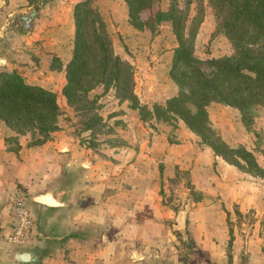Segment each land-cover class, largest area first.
I'll list each match as a JSON object with an SVG mask.
<instances>
[{"label": "crops", "instance_id": "1", "mask_svg": "<svg viewBox=\"0 0 264 264\" xmlns=\"http://www.w3.org/2000/svg\"><path fill=\"white\" fill-rule=\"evenodd\" d=\"M12 134L0 121V264H264V180L209 148L148 133L129 161L104 164L60 139L27 146L26 134L14 152ZM181 163L189 186L178 194L167 180ZM16 200L31 219L18 246L7 241Z\"/></svg>", "mask_w": 264, "mask_h": 264}, {"label": "rangeland", "instance_id": "2", "mask_svg": "<svg viewBox=\"0 0 264 264\" xmlns=\"http://www.w3.org/2000/svg\"><path fill=\"white\" fill-rule=\"evenodd\" d=\"M77 1L80 0H37L35 4H28L26 0H0V56L6 63L5 68L19 73L26 83L40 85L56 96L58 129L49 134L48 140L69 142L80 148L81 158L104 164L129 161L130 152L140 148V142L148 133H156L170 145L176 143L186 149H203L205 145L200 144L198 137L180 120L166 123L149 117L146 122L140 121L137 110L130 108L127 101L119 100L112 88L104 90L98 85L91 89L87 93L90 104L86 108L79 109L77 104H69L65 100L61 92L65 82L63 68L71 55L72 7ZM169 1L154 0L151 10L144 11L142 16L146 17L158 9L164 10ZM91 3L104 21L113 53L131 66L133 92L139 103L147 107L153 103L163 104L177 91L168 76L176 45L169 23L161 22L154 30H138L128 23L123 0H91ZM183 3V0H178V6L182 7ZM186 12L185 32L194 56L204 60L232 53V46L224 36L209 0L191 3ZM30 13L31 26L24 30L19 16ZM55 58H58L61 68L51 66L58 64ZM206 110L211 126L226 144L244 146L264 167V107L258 108L249 127L242 124L239 112L231 106L212 102ZM88 125L90 127L85 129ZM11 132L13 136L14 132ZM180 166L183 168L178 165L171 168L173 174L167 181L169 186H174L175 192L183 194L189 186V177L185 164ZM233 167L239 175L251 176ZM261 185L264 186V181ZM244 215L239 220L248 224L253 222L250 212Z\"/></svg>", "mask_w": 264, "mask_h": 264}, {"label": "trees", "instance_id": "3", "mask_svg": "<svg viewBox=\"0 0 264 264\" xmlns=\"http://www.w3.org/2000/svg\"><path fill=\"white\" fill-rule=\"evenodd\" d=\"M199 1L183 0L180 7L178 0H170L164 10L143 17L154 0H123L127 21L133 28L154 30L161 22H168L176 41L168 76L177 91L163 104L153 103L150 107L139 103L134 94L131 66L113 53L104 21L91 0L75 2L71 55L64 64L61 92L69 104L82 109L90 104L87 93L95 86L112 88L119 100L137 110L140 121L146 122L149 117L166 123L180 120L213 156L264 179V167L252 152L242 145L226 144L211 126L206 110L212 102L231 106L239 112L242 124L249 127L258 108L264 107V0H209L233 51L204 60L193 55L185 32L186 8ZM26 2L35 4L37 0ZM56 61L58 64L51 66L61 68L58 58ZM58 116L54 92L26 83L15 71L0 70V121L14 132L5 138L13 142L11 150L18 148V135H29L27 146L45 143L58 129Z\"/></svg>", "mask_w": 264, "mask_h": 264}, {"label": "built area", "instance_id": "4", "mask_svg": "<svg viewBox=\"0 0 264 264\" xmlns=\"http://www.w3.org/2000/svg\"><path fill=\"white\" fill-rule=\"evenodd\" d=\"M14 225L7 235V241L15 246L27 243L30 237L31 219L20 201L13 204Z\"/></svg>", "mask_w": 264, "mask_h": 264}, {"label": "water", "instance_id": "5", "mask_svg": "<svg viewBox=\"0 0 264 264\" xmlns=\"http://www.w3.org/2000/svg\"><path fill=\"white\" fill-rule=\"evenodd\" d=\"M33 12H34V9H33ZM31 18H32V13H30V14H21L19 16V22L22 25L24 30H29V28L31 26V21H30ZM44 198H45L44 196H42V198L38 197L39 200L40 199L44 200ZM27 256H28V254L26 252H17L15 254V258H17L18 260H21V261L27 259Z\"/></svg>", "mask_w": 264, "mask_h": 264}]
</instances>
